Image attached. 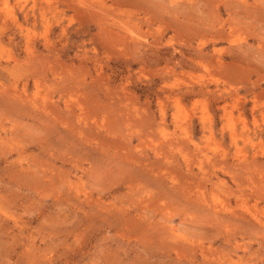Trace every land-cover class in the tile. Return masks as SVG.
Masks as SVG:
<instances>
[{"label": "rangeland", "instance_id": "374dc122", "mask_svg": "<svg viewBox=\"0 0 264 264\" xmlns=\"http://www.w3.org/2000/svg\"><path fill=\"white\" fill-rule=\"evenodd\" d=\"M0 264H264V0H0Z\"/></svg>", "mask_w": 264, "mask_h": 264}]
</instances>
